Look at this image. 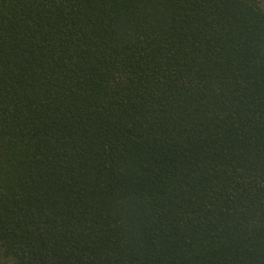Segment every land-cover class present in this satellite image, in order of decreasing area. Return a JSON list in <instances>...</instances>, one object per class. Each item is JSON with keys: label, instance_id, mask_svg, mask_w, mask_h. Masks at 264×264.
<instances>
[{"label": "trees", "instance_id": "obj_1", "mask_svg": "<svg viewBox=\"0 0 264 264\" xmlns=\"http://www.w3.org/2000/svg\"><path fill=\"white\" fill-rule=\"evenodd\" d=\"M0 264H264V0H0Z\"/></svg>", "mask_w": 264, "mask_h": 264}]
</instances>
